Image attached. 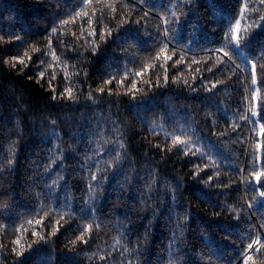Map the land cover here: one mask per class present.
<instances>
[{
    "label": "trees",
    "instance_id": "trees-1",
    "mask_svg": "<svg viewBox=\"0 0 264 264\" xmlns=\"http://www.w3.org/2000/svg\"><path fill=\"white\" fill-rule=\"evenodd\" d=\"M244 2L195 0L194 5L186 7L184 0H93L91 6L85 7L81 0H59V4L57 0H0V36L13 41L0 42V264H101L98 257L108 253L121 259L118 254L125 241L113 247L124 232L121 223L131 228L130 237L135 241L149 222L151 244L141 260L155 264L158 255L167 259L170 250L166 246L175 218L168 220L165 205L170 204V196L166 199L164 193L175 180L181 182L179 206H171L177 212L186 211L189 218L186 245L177 242L172 250L186 247L191 264H201L198 254L204 256L203 264H241V252L250 242L243 237L249 232L264 234V197L259 196L264 188L249 176L253 153L255 170L264 171V147L257 146L264 145V137L257 124L254 128L241 119L253 111V96L258 95L257 112L262 111L264 74L260 67L264 58H260V52L264 49V26L255 28L244 45L230 49L235 56L232 62L220 53L223 63L213 65L209 56L217 55L211 50L220 46L228 25L240 18L237 13ZM177 6L179 19L174 25V38L168 42L173 60L165 64L162 57H154L168 27L165 17L171 19ZM253 7L261 6L253 3ZM73 8L88 11L92 24L87 23L88 17L77 18L51 37V48L60 58L52 62L50 55L43 57L53 63L48 70L56 73L52 87L57 95L72 87L75 96V100H53L54 93L48 85L50 75L37 83L39 53H31L32 61L23 70L5 61L17 53L23 56L32 46L45 49L53 26H58L61 19H70L67 13ZM252 19H257V13L241 21L242 29ZM124 20L128 22L118 26V21ZM92 31L96 35L89 36ZM107 31L111 36L99 42V34ZM7 33L20 35L24 43ZM92 41L98 42L95 53L89 46ZM179 56L185 57L184 62L174 66ZM193 60L200 63L193 64ZM252 63L257 64L255 85L251 84ZM209 66H213L212 73L207 71ZM196 68L201 71L197 73ZM165 69L167 84L163 80ZM137 71L144 75L136 76ZM109 74H114L115 80L106 85L103 82L111 78ZM157 76L161 86H157ZM120 79H124L123 85L116 83ZM132 82L136 89L129 91ZM212 83L216 88L211 89ZM101 86L105 88L103 93L96 91ZM89 92L92 99L88 98ZM53 120L62 141L51 135ZM114 124L121 136L111 131ZM97 128L102 135L90 136ZM173 135L192 141L189 146L204 154L203 161L209 166L205 172L213 173L210 186L204 183L205 172L194 178V165L203 164L198 156H185L182 150L177 154L171 142ZM118 139L123 149L117 143L105 142ZM55 145L63 150V167L67 171L61 174L68 182L67 200L59 188L50 199L36 195L47 192L45 180L51 183L43 173L49 149ZM169 147L172 151H167ZM179 147L183 149V145ZM72 148L75 152L70 151ZM109 149L119 151L122 157L126 152L127 156L118 170L113 166L107 173L104 197L96 214L104 218V224L98 230L94 225L90 247L80 242L71 245L69 241L79 235L77 224L92 222L91 215L81 219V209L88 199L85 192L89 170L100 175L93 165L99 161L103 167L110 158ZM85 154L92 159L86 161ZM52 169L56 170L57 165ZM150 169L160 181L150 201L157 205L159 197L158 220H153L140 203L141 197L149 194L145 181L151 178ZM126 178L127 191L122 192L120 184ZM61 215L64 219L59 232L49 235ZM41 218L43 223L36 225L35 220ZM33 231L45 239L31 235ZM17 239L19 245L13 243ZM92 253L97 256L90 261L87 256Z\"/></svg>",
    "mask_w": 264,
    "mask_h": 264
},
{
    "label": "snow or ice",
    "instance_id": "snow-or-ice-1",
    "mask_svg": "<svg viewBox=\"0 0 264 264\" xmlns=\"http://www.w3.org/2000/svg\"><path fill=\"white\" fill-rule=\"evenodd\" d=\"M81 2L84 4L85 7L91 6L93 3V0H81ZM143 0H136V3H142ZM253 3H259L261 6L259 9L253 7ZM57 4H59V0H57ZM184 4L187 7L188 5H194L195 0H184ZM126 7L128 5H125ZM179 10V7L177 6V10H174L171 12V19H168V17H165L164 23L168 25V27L164 30L162 33V40L161 44L159 46V49L157 51L156 56L154 59L160 60L161 57L163 58V61L165 64L168 61L173 60V55L169 54L170 49L168 46V42L174 38V32H175V27L177 21H178V16H177V11ZM113 12L116 11L115 8L112 9ZM251 13H257V19H252L251 24H247L243 29L241 27V21L244 20L245 18H250ZM69 15L70 19H61L60 24L54 25L53 28L51 29V33L48 37V44L45 49H41L35 46H32L28 51H25L23 53V56H21L19 53L17 55L10 57L6 63L10 65L12 68H16L17 65L21 66V70L23 68H27L29 66V62L32 61V55L31 53H39L40 55L37 57L38 61V67L41 69L38 71V80L37 83H39V80H42L45 78L46 74L50 75V79L48 80V85L49 88H52L53 91V100H58V99H70V100H75V96L73 94V88L72 87H66L63 92L59 93L58 95L55 94V88L52 87V81L56 79V73L53 71L51 73L48 72L50 68L53 67V63H50L48 60L44 59V56L50 55L52 62H57L59 61V57L57 56L56 52L52 50L51 48V37L54 36L60 28H62L65 25H68L70 21L72 23H75L77 18H85L88 17L89 19L87 20V23L91 26L92 20L90 19V13L88 11H84L83 8L81 11H76L75 8L71 10V12L67 13ZM147 14H145L146 16ZM181 15L183 13L181 12ZM237 15L240 17L239 19L235 18L234 23L231 22L227 30L224 33V36L222 38V43L218 48L212 49V52H215L217 55L215 57L209 56V59L213 61V65L216 63H223L220 60V53L223 54V57L227 58L228 62H232L233 57H235L230 49L233 47L239 48L240 46L244 45L245 42L249 39L251 32L255 28H260L261 26H264V0H245L244 4L242 5L240 11L237 13ZM127 20L124 21H118V26L127 23ZM139 23V21H136ZM107 28V26H105ZM81 34H83V29L81 28ZM5 35L8 36H14L16 41L24 43L23 38L15 33H7ZM75 35V33H73ZM89 36H94L96 35L95 31L89 32ZM108 36H111V31L107 32H101L99 34V42H104ZM0 42L11 44L13 41L12 40H5L4 36H0ZM97 41H92L90 42L89 46L91 47V50L93 53L97 51ZM77 54L78 49L76 50ZM260 58H264V49H261L260 52ZM185 57L179 56L178 59L174 61V66L175 65H180L184 62ZM191 63L196 64L200 63V61L193 60ZM34 67H36V64H33ZM147 67H153L152 65H148ZM163 67V65H161ZM239 67V65H237ZM256 68L257 64L252 63L251 64V70H252V76H251V84L255 85L257 83L256 79ZM245 71H248L247 66L244 68ZM195 71L199 73L201 70L200 68H196ZM207 71L212 73L213 72V66L207 67ZM260 71L262 74H264V65H261ZM67 78V73L65 74ZM111 76L110 79L105 80L103 83L106 85H111L113 83V80H115V75L114 74H109ZM136 76H143L144 72L142 71H137L135 73ZM182 75V74H181ZM195 79V77H194ZM164 83H168V76H167V70L165 69V75L163 76ZM160 77L157 76V86H161L160 83ZM116 83L119 85L124 84V79L116 80ZM185 84H187V80L184 81ZM201 84H204V80L201 79L200 81ZM217 83H220L218 81ZM216 83L211 84V89L216 88ZM191 87V86H190ZM136 89V83L132 82L131 87L129 91H132ZM208 89V90H211ZM192 91H195V88L191 89ZM96 91L103 93L105 91V88L101 86L100 88L96 89ZM109 95H112L111 89L108 90ZM88 98L92 99V93L89 92ZM253 99L255 97L253 96ZM261 112H256V111H251L250 115H242L241 119L247 120L250 122L254 128L255 125L257 124L258 120L257 117H259V120L264 121V102L261 104ZM51 124L53 125V129L51 131V135L54 136L57 140H61L62 138L60 137L59 133L55 131V124L56 121H51ZM235 130V129H233ZM111 131L115 132L118 136H121V130L113 125V128ZM259 134L264 137V123L260 124V131ZM90 136H97V135H102V133L99 132V128H97L96 131H92L89 133ZM78 136L77 134H73V138H76ZM107 142H113L117 143L119 145V148L123 149L124 144L119 142V139L116 141H105ZM172 146L176 147L177 154L182 150L185 156L192 155V156H198V159L201 160L203 166L201 164H195L193 171L195 173V176H198L199 173L205 172V169L208 168V164L204 163L203 161V153H200V150L193 149L189 145L192 143V141L185 142L181 140V137L179 135H173L172 136ZM15 141H13V145H15ZM99 143V141H97ZM180 145H183V149H180ZM258 147H264V145H257ZM159 147V145H157ZM70 151L75 152V149L72 148ZM99 151V149H97ZM110 153V158L106 161H104V166L101 167L99 164V161L97 162L96 165H93L94 167L97 168V172L100 173L98 176L96 173H92L89 170V177H88V184L86 188L85 194L87 195V201L85 203L84 208L81 209V211L84 213V215L81 217V219L87 220L89 218V215L92 216V222L86 223V224H77L76 230L79 232V235L76 236L75 240H70L69 243L71 245H75L77 242H80L86 246H91V241L89 237L92 235L94 232V225H95V230H98L103 224H104V218L103 217H98L96 214L99 212L100 208V201L104 197L105 193V183L108 180V171L110 167H116L117 170L119 169L122 160L126 158L127 153L125 152L124 156H121V153L119 151H115L114 149H109L108 150ZM167 151H172V147H169ZM49 157H48V163L45 164V172L43 173V176L47 177L48 179H51V183H47L45 180L43 187L47 189V192H40L37 193V197H44L47 196L49 199L55 194V190L57 188L60 189L61 192L64 193L65 199L67 200L69 198V192H68V182L65 180L64 175H62V172L67 171L66 168L63 167V150L58 146L55 145L53 146L52 149H49ZM253 155V163L251 165L252 171L249 173V176L254 179L255 184L258 185L260 188H264V181H262V178H264V171H256V163H255V153ZM92 157H88L87 154H85V160L90 161ZM52 165H57V169L53 170ZM9 169H12L13 165L11 163V160H9ZM82 166V169L83 170ZM150 172V180L145 181V185L148 189V195L147 196H142L140 203L142 208L149 214L150 217H152L153 220H158L159 219V212L157 211V205L160 203L159 197H156L157 205H152L150 201L152 200L153 196L152 193L157 191L156 185L160 182L158 180V174L152 172V170H149ZM37 174L40 175L38 169H37ZM54 174V175H53ZM0 175H2V172H0ZM205 175L207 176V179L204 180L205 185L210 186V182L213 180V173L212 172H205ZM216 176L219 175V173H215ZM200 179H204L203 177H200ZM128 183V180L126 178L125 182H121L120 184V189L122 192L127 191L126 184ZM180 181L175 180L172 181L167 185V189L164 193L166 199L170 196V204H166L165 206L167 207L168 210V220L172 221L173 218H175V223L172 225L170 229V238H169V243L166 246L168 250H170V256L169 258H165L163 255H158L155 264H191V258L187 256L186 252V247L185 248H179L178 250H172L173 246L179 242L181 245H186V237H185V226L187 224L188 220V213L185 211L183 213L177 212L176 208L172 207V204H175L179 206V199L177 196V193L180 190ZM218 184L220 183L219 181L217 182ZM228 185H225L227 187ZM249 187L255 190V186L249 183ZM203 191V189L201 190ZM260 197H264V191L259 192ZM255 199V197H253ZM67 206V205H66ZM45 215H49V213L45 212ZM64 219V216L61 215L59 219H56L55 225L51 228V231L49 235L54 236L56 235L57 232H59L60 227L62 226L61 220ZM99 220V222H97ZM127 224H130L131 221L127 220ZM29 224L32 223L31 220L28 221ZM43 223V219H37L35 220L36 225H40ZM121 227L124 228V232L121 234L120 238L116 240V244L113 245L114 248L119 246L121 244V241H125L123 245L122 251L119 252V257L121 259H118L116 255H113L112 253H108L106 255H100L98 257L99 261L101 264H108V261L111 260L112 264H146L145 261L141 260V257L145 256V254L148 251V248L151 244V237H152V224L149 222L148 224H145L144 227V232L139 233L135 237V241L130 237L131 233V228L127 227L125 223H121ZM261 227H264V224L261 225ZM33 236H38L41 240H44L45 237L41 236L39 232L33 231L31 233ZM255 235V238H254ZM248 239L250 242H248L245 246V248L241 252V264H257V261L259 260L260 264H264V234H253L249 232V234L246 237H243ZM16 245L20 244V239H17L13 242ZM31 247V245H29ZM13 251H16V249H13ZM22 255L23 253H19ZM259 254V255H256ZM96 253H92L90 256H87V259L90 261L93 260L94 257H96ZM198 258L201 261V264H203L204 256L202 254H198Z\"/></svg>",
    "mask_w": 264,
    "mask_h": 264
},
{
    "label": "rangeland",
    "instance_id": "rangeland-1",
    "mask_svg": "<svg viewBox=\"0 0 264 264\" xmlns=\"http://www.w3.org/2000/svg\"><path fill=\"white\" fill-rule=\"evenodd\" d=\"M257 96H258V95H256L255 102H254V106H253V111H256V112H257V105H258V102H257ZM257 120H258V122H257V126H258L259 129H260V124H261V122H260V120H259V117H257Z\"/></svg>",
    "mask_w": 264,
    "mask_h": 264
}]
</instances>
